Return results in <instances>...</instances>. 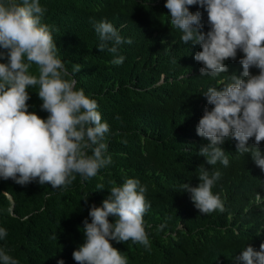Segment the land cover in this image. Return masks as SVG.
<instances>
[{
  "label": "trees",
  "instance_id": "trees-1",
  "mask_svg": "<svg viewBox=\"0 0 264 264\" xmlns=\"http://www.w3.org/2000/svg\"><path fill=\"white\" fill-rule=\"evenodd\" d=\"M0 264H264V0H0Z\"/></svg>",
  "mask_w": 264,
  "mask_h": 264
},
{
  "label": "clouds",
  "instance_id": "clouds-1",
  "mask_svg": "<svg viewBox=\"0 0 264 264\" xmlns=\"http://www.w3.org/2000/svg\"><path fill=\"white\" fill-rule=\"evenodd\" d=\"M259 197H260V195L257 193V194H255V196H254V200H255V202H258L259 201Z\"/></svg>",
  "mask_w": 264,
  "mask_h": 264
}]
</instances>
